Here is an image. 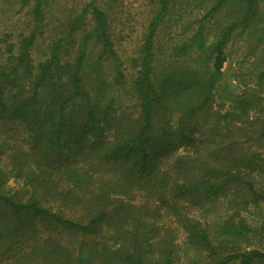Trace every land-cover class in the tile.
<instances>
[{
  "label": "trees",
  "instance_id": "trees-1",
  "mask_svg": "<svg viewBox=\"0 0 264 264\" xmlns=\"http://www.w3.org/2000/svg\"><path fill=\"white\" fill-rule=\"evenodd\" d=\"M15 1L28 24L0 41V264H264L242 249L251 209L264 232L262 95L220 86L264 0H144L125 60L115 0L53 21L60 1ZM217 203L218 221L196 216Z\"/></svg>",
  "mask_w": 264,
  "mask_h": 264
},
{
  "label": "rangeland",
  "instance_id": "rangeland-1",
  "mask_svg": "<svg viewBox=\"0 0 264 264\" xmlns=\"http://www.w3.org/2000/svg\"><path fill=\"white\" fill-rule=\"evenodd\" d=\"M66 7L65 11L54 13L51 20L61 16L69 17L76 13L85 0H57ZM260 17L254 27L235 35L225 48V62L222 67L220 86L226 90L238 93L245 88H256L261 91L262 101L259 103L258 113L264 116V81H259V74L264 70V2L260 4ZM15 0H0V41L10 40L27 28V9L18 10ZM71 9V10H70ZM56 10V9H55ZM151 5L144 0H115L112 3L111 21L114 40L119 56L125 60L131 57L141 42V35L146 29L150 18ZM231 12L224 9L211 23L209 28L221 29L229 19ZM54 20V21H55ZM55 24V23H54ZM173 31L171 29L167 30ZM213 32H209L207 42H211ZM0 45H2L0 43ZM125 66L127 63L124 64ZM129 201L134 204L143 202L141 194L132 193ZM224 205L219 203L208 205L195 212L200 219L218 221L224 214ZM262 209H251L246 215L254 232L250 233L248 242L242 249H259L264 251V232L261 230Z\"/></svg>",
  "mask_w": 264,
  "mask_h": 264
}]
</instances>
